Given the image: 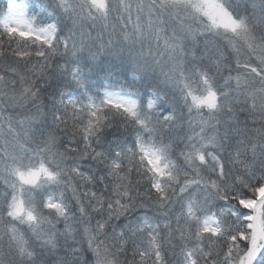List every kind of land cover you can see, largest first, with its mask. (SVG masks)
<instances>
[{"label":"snow or ice","instance_id":"snow-or-ice-1","mask_svg":"<svg viewBox=\"0 0 264 264\" xmlns=\"http://www.w3.org/2000/svg\"><path fill=\"white\" fill-rule=\"evenodd\" d=\"M0 264H264V0H0Z\"/></svg>","mask_w":264,"mask_h":264},{"label":"trees","instance_id":"trees-1","mask_svg":"<svg viewBox=\"0 0 264 264\" xmlns=\"http://www.w3.org/2000/svg\"><path fill=\"white\" fill-rule=\"evenodd\" d=\"M107 39V37H105V40ZM259 125H257V127H258Z\"/></svg>","mask_w":264,"mask_h":264}]
</instances>
